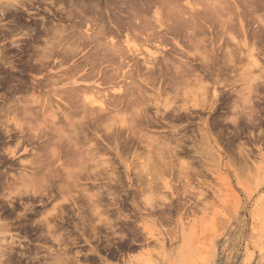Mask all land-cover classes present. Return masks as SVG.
I'll list each match as a JSON object with an SVG mask.
<instances>
[{
    "label": "rangeland",
    "instance_id": "obj_1",
    "mask_svg": "<svg viewBox=\"0 0 264 264\" xmlns=\"http://www.w3.org/2000/svg\"><path fill=\"white\" fill-rule=\"evenodd\" d=\"M142 1L167 43L125 2L0 0V264H264V0L211 1L192 39L169 12L206 3Z\"/></svg>",
    "mask_w": 264,
    "mask_h": 264
},
{
    "label": "bare ground",
    "instance_id": "obj_2",
    "mask_svg": "<svg viewBox=\"0 0 264 264\" xmlns=\"http://www.w3.org/2000/svg\"><path fill=\"white\" fill-rule=\"evenodd\" d=\"M83 1L85 2V0H83ZM114 1H115V0H114ZM116 1L119 2L120 0H119V1L116 0ZM122 1H123V0H122ZM122 1H120L119 4H122V3H123L122 5H124V2H125V3L127 4V6H128V7L125 6V8H126V7L128 8V10H129L128 12H130V15H131V17H132V18H131V17L129 16V18H131V19L128 21V19H129V18H128V19H126L127 22H126V20H125V21L123 20V22L128 23V25L130 24L129 26H132V28L135 27L134 30H136V32L134 31L135 33H133V35L135 34V35H138V36L140 37L141 35L144 36L143 34L146 33L144 38H143L142 36L140 37V38H141L140 40H142V38H143V39L145 40V42L148 41V42L151 43V44H152V42H157L158 44H161V43H163V42H166V39H165V37H164V33H161V34H160V31H159V30H158V31L156 30L157 27H162V26H164V24H165V25L167 24V23H164L165 21H164V19H163V16H162V14L159 12V11L162 10V9H161L162 7L160 8L161 10H159V11H156L155 9H153V10H155L154 12H152L153 14H149V16H148V15L146 16L147 11H146V13H145V11H143V10L145 9V10H148V11H149V7H148V4H147V3L144 4L143 1H142V2H137L138 0H124L123 2H122ZM140 1H141V0H140ZM169 1L172 2V0H169ZM185 1H186V0H185ZM187 1H188V0H187ZM192 1H193V0H192ZM192 1H191V2H192ZM196 1H197V2L199 1V4H200V5H202V4L204 5L205 3L207 4V5H204V6H203V9L205 8L204 12H203V9H200V11H199L200 13H199V12H198L199 9L197 10L198 7H197V8H196V7L194 8V9L197 10V14L199 13V16H198L196 13L193 14V13L195 12L194 9H192V10H194V12H193V11L190 12V13H192V14H188V15H187V13H188V11H189V9H190V8H187L189 5L187 6V5H185V3H184V5H185L184 8L182 7V6H184L183 4H182V6H180V4H178V5L176 6L177 2H175V1L173 0V4L175 3L174 5L176 6V8L174 9V12H173V10H172L173 14H172V12H171V13L169 12V14L172 15L171 17H169V20H168V17L166 16L167 19H165V20H166V21L168 20V21L171 22V19H172V22H171V23L169 22V23H170V26L168 25L167 28H165V30H166V29H172V30H170V31H171L170 33H171V34H172V33H175L173 30H176V32H177V30H178V31H181V33H182V30H183V32H185L186 29H187L188 27H191V28L194 27V29H189V31H190V32H191V30H192V31H197V30L195 29V27H197V29H198V26L200 27V23H201L203 20H205V19L208 18V19L205 20V21L207 22L208 20H211V22H212L213 18H216V16H214V17L212 16L213 14L211 15V13H212L211 10H212V9L209 8V7H210V4H212L211 1H213V0H210L211 3L208 2L207 0H206V2H204V0H196ZM196 1L194 0L193 2L196 3ZM202 1H203V2H202ZM223 1H224V0H222L221 2H223ZM225 1H226V0H225ZM225 1H224V2H225ZM234 1H235V0H234ZM240 1H241V0H240ZM242 1H243V0H242ZM242 1H241V3H243V5H244V1H243V2H242ZM255 1H256V0H255ZM121 2H122V3H121ZM145 2H146V1H145ZM148 2H149V0H148ZM155 2H156V1H155ZM157 2H159V1H157ZM163 2H165V1H163ZM181 2H182V1L179 0V3H181ZM201 2H202V3H201ZM213 2H214V1H213ZM221 2H220V3H221ZM224 2H223V3H224ZM100 3H101V2H100ZM107 3H108V2H107ZM160 3L162 4V2H160ZM188 3H190V0H189ZM194 3H192V4H194ZM220 3H219V4H220ZM232 3H233V2H232ZM238 3H239V2H238ZM247 3H249V2H247ZM253 3H254V2H253ZM258 3H259V1H258ZM80 4H82V2H81ZM126 4H125V5H126ZM168 4H169V3H168ZM215 4H216V3H215ZM215 4H214V6H211V7H215V8H217V7H216L217 4H216V6H215ZM225 4H226V3H225ZM228 4H229V3H228ZM233 4H234V3H233ZM245 4H246V3H245ZM85 5H86V4H85ZM106 5H107V4H106ZM112 5H113V4H112ZM153 5H154V4H153ZM162 5H163V4H162ZM162 5H161V6H162ZM166 5H167V4H166ZM170 5H171V4H170ZM194 5H195V4H194ZM208 5H209V7H208ZM237 5H239V4H237ZM249 5H250V4H249ZM262 5H263V4H262ZM82 6H83V5H82ZM100 6H102V5H100ZM115 6H118V9H119V5H115ZM158 6H159V5H158ZM158 6H157V7H158ZM175 6H174V7H175ZM179 6H180V7H179ZM190 6H191V4H190ZM205 6H206V7H205ZM218 6H219V5H218ZM222 6H223V4H222ZM222 6H221V7H222ZM226 6H227V5H226ZM229 6H230V5H229ZM245 6H246V5H245ZM259 6H260V5H259ZM109 7H112V6H109ZM109 7H108V8H109ZM120 7H121V6H120ZM153 7H154V6H153ZM167 7H168V6H166V9H167ZM181 7L183 8V10L181 9ZM191 7H192V6H191ZM193 7H194V6H193ZM199 7H200V6H199ZM207 7L209 8V10L207 9ZM221 7H220V8H221ZM231 7H232V6H231ZM231 7H230V8H231ZM240 7H241V6H240ZM240 7H239V8H240ZM243 7H244V6H243ZM248 7H249V6H248ZM112 8H113V7H112ZM121 8H122V7H121ZM121 8H120V9H121ZM123 8H124V6H123ZM147 8H148V9H147ZM150 8H151V7H150ZM155 8H156V7H155ZM185 8H187L186 10H188L187 13H186ZM201 8H202V6H201ZM222 8H223V7H222ZM258 8H259V7H258ZM82 9H83V8H82ZM101 9H102V7H101ZM109 9H110V8H109ZM109 9H108V10H109ZM115 9H117V8H115ZM156 9H157V8H156ZM158 9H159V8H158ZM163 9H164V7H163ZM206 9H207V10H206ZM210 9H211V10H210ZM218 9H219V7H218ZM225 9H226V8H225ZM231 9H232V8H231ZM235 9H236V8H235ZM260 9H261V8H260ZM110 10H114V8H113V9H110ZM122 10H123V9H122ZM141 10H142L145 14H144L143 12H141ZM184 10H185V11H184ZM190 10H191V9H190ZM201 10H202L203 13L201 12ZM223 10H224V9H223ZM223 10H222V11H223ZM257 10H258V9H257ZM125 11H127V10H124L123 12L126 13ZM164 11H165V10H164ZM183 11H184V13H186V15H187L186 17H185V15L182 13ZM206 11H207V12H206ZM208 11H210V14H208ZM215 11H216V10H215ZM231 11H232V10H231ZM231 11H230V12H231ZM108 12H109V11H108ZM140 12H141V13H140ZM232 12H234V11H232ZM96 13H97V12H96ZM98 13H99V12H98ZM100 13L102 14V12H100ZM110 13H111V12H110ZM110 13H109V14H110ZM167 13H168V12H167ZM215 13H217V12H215ZM234 13H235V12H234ZM101 14H100V15H101ZM109 14H108V15H109ZM113 14L115 15L116 13H113ZM117 14H118V12H117ZM117 14H116V15H117ZM141 14H143V18L140 17V16H142ZM223 14H224V13H223ZM232 14H233V13H232ZM246 14H247V13H246ZM95 15H96V14H95ZM100 15L98 14V16H100ZM110 15H111V14H110ZM118 15H119V14H118ZM118 15H117V16H118ZM125 15H126V14H125ZM132 15H133V16H132ZM183 15H184V16H183ZM195 15H196V16H195ZM206 15H207V16H206ZM208 15L212 16L213 18L211 19L210 17H208ZM217 15H218V13H217ZM219 15H220V14H219ZM88 16H90V15H88ZM96 16H97V15H96ZM112 16H113V15H112ZM197 16H198V17H197ZM81 17H82V16H81ZM81 17H80V18H81ZM100 17H101V16H100ZM105 17H106V15H105ZM113 17H114V19H115V16H113ZM120 17H121V16H120ZM120 17H119V18H120ZM137 17H138V18H137ZM166 17H165V18H166ZM206 17H207V18H206ZM219 17H221V15H220ZM228 17H229V16H228ZM255 17H257V16H255ZM92 18H93V17H92ZM116 18H118V17H116ZM119 18H118V19H119ZM124 18H127V17H123V19H124ZM229 18H230V17H229ZM229 18H228V19H229ZM235 18H236V17H235ZM83 19H84V18H83ZM93 19H94V18H93ZM100 19H101V18H100ZM118 19H117V20H118ZM221 19H222V18H221ZM225 19H226V18H225ZM225 19H222V22L218 21L220 24H221V23L223 24V23H225V22H226V23L228 22L227 25H225L224 27L228 26V24L230 25V24H231L230 22H232L231 19H230V20L227 19V21H226ZM256 19H257V18H256ZM262 19H263V18H262ZM90 20H91V19H90ZM135 20H136V22H135ZM218 20H219V19H218ZM232 20H233V19H232ZM244 20H245V19H244ZM88 21H89V18H88ZM93 21H94V20H93ZM168 21H167V22H168ZM216 21H217V18H216ZM77 22H78V21H77ZM83 22H84V21H83ZM100 22H101V21H100ZM105 22H106V21H105ZM115 22H116V21H115ZM120 22H121V20H120ZM80 23H81V22H80ZM112 23H114V22H112ZM208 23H210V22L208 21ZM213 23L215 24V22H213ZM226 23H225V24H226ZM82 24H83V23H82ZM95 24H96V23H95ZM99 24H100V23H99ZM99 24H98V25H99ZM205 24H206V23H205ZM210 24H212V23H210ZM210 24H209V25H210ZM222 24H221V25H222ZM232 24H233V23H232ZM232 24H231L229 27H231ZM234 24H236V23H234ZM237 24H238V23H237ZM243 24H244V22H243ZM71 25H72V27H73L74 24H71ZM90 25H91V24H90ZM100 25H102V27H103L104 23H103V24H100ZM108 25H109V24H106V27L104 26V27H105V29H103L104 31L106 30V28L108 27ZM119 25H120L121 28L124 26L123 24H122L123 26H121V24H119ZM119 25H118V26H119ZM212 25H213V24H212ZM212 25H210V26H212ZM218 25H219V24H218ZM223 25H224V24H223ZM78 26H79V25H78ZM116 26H117V25H116ZM118 26H117L116 28H118ZM129 26H128V27H129ZM95 27H96V26H95ZM98 27L100 28V26H98ZM110 27H111V25H110ZM120 27H119V29H120ZM165 27H166V26H165ZM186 27H187V28H186ZM208 27H209V26H208ZM217 27H218V26H217ZM219 27H221V26H219ZM229 27H228V28H229ZM245 27H246V26H245ZM263 27H264V26H263ZM92 28H93V27H92ZM130 28H131V27H129V29H130ZM162 28H163V27H162ZM184 28H185V29H184ZM201 28H204V23H203V26L200 27V29H201ZM206 28H207V27H206ZM221 28H222V27H221ZM46 29H48V28H46ZM73 29H75V28H73ZM78 29H79V28H78ZM90 29H91V28H90ZM94 29H95V28H94ZM107 29H109V28H107ZM112 29H113V28H112ZM125 29H126V28H125ZM148 29H149V31H151V32H148V31H147ZM226 29H227V28H226ZM67 30H68V29H67ZM76 30H77V29H76ZM103 30H101V29L99 30V33H101V36H102V35H103V36L106 35L108 32H109L108 34H110V32H111L112 34H114L113 32L117 33L116 31H118V30H116V29H113V30H115V31L112 32V30L109 29L108 32L106 31V33H104ZM110 30H111V31H110ZM122 30H123V28H122ZM122 30H120V31H122ZM127 30H128V29H127ZM132 30H133V29H132ZM160 30H161V29H160ZM201 30H202V29H201ZM215 30H216V29H215ZM262 30H263V29H262ZM71 31H72V29H71ZM100 31H103V32H100ZM167 31H168V30H166V32H167ZM202 31H203V30H202ZM218 31H219V30H218ZM220 31H221V29H220ZM68 32H69V30H68ZM68 32H66V33L68 34ZM72 32H73V31H72ZM75 32H77V31H75ZM75 32H73V33H75ZM128 32H129V30H128ZM187 32H188V31H186L185 36H186L187 38H188V37L191 38V34H193L194 32H192L190 35H189ZM197 32H198V31H197ZM197 32H196V33H197ZM70 33H71V32H70ZM78 33H79V32H78ZM96 33H98V32H96ZM99 33H98V34H99ZM119 33H120V32H119ZM126 33H127V32H126ZM130 33H131V30H130ZM224 33H225V32H224ZM224 33H223V34H224ZM87 34H88V33H87ZM91 34H92V33H91ZM108 34H107V35H108ZM177 34H179L178 36H180V32H179V33L177 32ZM183 34H184V33H183ZM226 34H227V33H226ZM70 35H72V34H70ZM74 35H75V34H74ZM74 35H73L72 37H74ZM76 35H77V33H76ZM89 35H90V34H89ZM89 35H88V36H89ZM92 35H93V34H92ZM116 35H117V34H116ZM116 35H115V36H116ZM119 35H120V34H119ZM175 35H176V34H175ZM187 35H189V36H187ZM193 35H196V34L194 33ZM193 35H192V38L194 37ZM197 35H198V34H197ZM88 36H87V37H88ZM109 36H110V35H109ZM109 36H108V37H109ZM117 36H118V35H117ZM67 37H68V36H67ZM77 37H79V36H77ZM82 37H83V36H82ZM82 37H81V38H82ZM92 37H93V36H92ZM92 37H91V38H92ZM99 37H100V35H99ZM133 37L138 38L137 36H133ZM149 37H150V38H149ZM181 37H182V34H181ZM183 37H184V35H183ZM186 37H185V38H186ZM205 37H206V36H205ZM59 38H60V37H59ZM97 38H98V37H97ZM97 38H95V39H97ZM104 38H105V37H104ZM104 38L102 37V39H104ZM123 38H124V37H123ZM128 38H131V36H128V35L126 34V38L124 39L125 42H123V43H126V41H127V43H128V41H130V40H128ZM192 38H191V39H192ZM65 39H67V38H65ZM85 39H86V38H85ZM87 39H88V38H87ZM110 39H111V40H109V44H108V43H107V44H108L111 48H109V46H107V47H108V50H109V49H110V50H109V51L106 50L107 53H108V55H107V53H106L105 51H104V53L102 52V54H104L105 56H108L109 58H112L111 55H114L115 57H119V58L122 57V55H121V54H122V51H121V50L123 49V48H122V47H123V43H122V42L119 43V42H120L119 39L117 40L116 38H115L114 40H112L113 38L110 37ZM132 39H133V38H132ZM191 39H189V41L192 42ZM195 39H196V36H195ZM197 39H199V38H197ZM197 39H196L195 41H197ZM208 39H209V38H208ZM215 39H216V38H215ZM233 39H234V37H233ZM48 40H49V39H48ZM71 40H72V38L69 40V42H70ZM73 40L75 41V38H74ZM73 40H72V42H73ZM81 40H82V39H81ZM92 40H94V39H92ZM92 40H91V41H92ZM99 40H100V39H98V41H99ZM104 40H105V39H104ZM187 40H188V39H187ZM199 40H201V39H199ZM199 40H198V41H199ZM203 40H204V39H203ZM203 40H202V43H203ZM205 40H206V39H205ZM62 41H63V40H62ZM67 41H68V40H67ZM67 41H66V42H67ZM78 41H79V38H78ZM82 41H84V40H82ZM88 41H90V40L88 39ZM168 41H169V40H168ZM178 41H179V40H178ZM195 41H193V43H194ZM44 42H45V41H44ZM95 42H96V41H95ZM95 42H94V43H95ZM105 42H106V41H105ZM107 42H108V40H107ZM145 42H143V44H144ZM80 43H81V42H80ZM80 43H79V44H80ZM89 43H90V42H89ZM99 43H100V42H99ZM99 43H98V45H99ZM118 43H119V44H118ZM127 43H126V45H127ZM166 43H167V42H166ZM198 43H199V42H198ZM204 43H205V42H204ZM77 44H78V42H77ZM77 44H76V47H77ZM81 44H82V43H81ZM87 44H88V42H87ZM101 44H103V42H102ZM128 44H129V43H128ZM153 44H154V43H153ZM158 44H156V45H158ZM168 44H169V42H168ZM184 44H185V43H184ZM187 44H188V43H187ZM235 44H236V43H235ZM82 45H83V44H82ZM103 45H104V44H103ZM120 45H121L122 47H121ZM147 45H148V44H147ZM172 45H173V44H172ZM191 45H193V44H191ZM194 45H195V44H194ZM83 46H84V45H83ZM83 46H82V47H83ZM85 46H86V45H85ZM92 46H93V45H92ZM100 46H101V45H100ZM105 46H106V44H105ZM145 46H146V45H145ZM151 46H152V45H151ZM186 46H187V45H186ZM189 46H190V44H189ZM196 46H197V44H196ZM71 47H72V46H71ZM95 47H96V46H95ZM98 47H99V46H98ZM77 48H78V47H77ZM96 48H97V47H96ZM104 48H105V47H104ZM121 48H122V49H121ZM124 48H125V47H124ZM126 48H127V47H126ZM193 48H194V46H193ZM79 49H80V48H79ZM111 49H112V50H111ZM97 50H98V49H97ZM131 50H132V49H131ZM162 50H163V49H162ZM176 50H177V48H176ZM189 50H191V49H189ZM72 51H73V50H72ZM137 51H138V49H137ZM158 51H159V50H158ZM98 52H99V51H98ZM132 52H133V51H132ZM162 52H163V51H162ZM169 52H170V51H169ZM176 52H177V51H176ZM70 53H71V48H70ZM119 53H120V54H119ZM136 53H137V52H136ZM149 53H150L151 55L153 54V53H151V52H149ZM156 53H157V52H156ZM159 53H160V52H159ZM167 53H168V52H167ZM96 54H97V52H96ZM96 54H95V55H96ZM128 54H130V53H128ZM139 54H140V53H139ZM146 54H148V53H146ZM177 54H179V53H177ZM181 54H182V53H181ZM64 55H65V54H64ZM68 55H69V54H68ZM82 55H83V54H82ZM93 55H94V54H93ZM117 55H118V56H117ZM132 55H133V54H132ZM165 55H166V56H169V55H167V54H165ZM165 55H164V56H165ZM90 56H91V55H90ZM123 56H124V55H123ZM156 56H157V55H156ZM182 56H184V55H182ZM91 57H92V56H91ZM93 57H94V56H93ZM101 57L103 58L102 55H101ZM101 57H99V58H101ZM124 57H126V54H125ZM128 57H130V56H128ZM148 57H149V56H148ZM152 57H154V56L152 55ZM174 57H175V56H174ZM145 58H146V57H145ZM150 58H151V57H149L148 59H150ZM154 58H156V57H154ZM154 58H151V59L154 60ZM160 58H161V56H160ZM164 58H166V57H164ZM167 58H168V57H167ZM167 58H166V59H167ZM175 58H176V57H175ZM86 59H88V58H86ZM121 59H122V58H121ZM123 59H124V58H123ZM136 59H137V58H136ZM148 59H147V60H148ZM171 59H172V58H171ZM93 60H94V59H93ZM138 60H139V59H138ZM145 60H146V59H145ZM167 60H168V59H167ZM169 60H170V59H169ZM80 61H81V63H82V61H83V63H84V60H80ZM89 61H90V59H89ZM105 61H106V59H105ZM109 61H110V60H109ZM160 61H162V60L160 59ZM165 61H166V60H165ZM121 62H122V61H121ZM144 62H145V61H144ZM83 63H82V64H83ZM96 63H97V62H96ZM98 63H99V62H98ZM123 63H124V62H123ZM123 63H122V64H123ZM139 63H140V62H139ZM258 63H259V62H258ZM100 64H101V63H100ZM111 64H112V63H111ZM117 64L119 65L120 63H116V65H117ZM134 64H135V63H134ZM89 65H90V64H89ZM89 65H88V66H89ZM157 65H158V64H157ZM102 67H103V66H102ZM104 67H105V66H104ZM118 67H119V66H118ZM118 67H117V68H118ZM120 67H121V65H120ZM191 67H192V66H191ZM131 68H132V67H131ZM139 68H140V67H139ZM171 68H172V67H171ZM93 69H94V68H93ZM93 69H92V70H93ZM150 69H151V68H150ZM169 69H170V68H169ZM169 69H168V70H169ZM188 69H189V68H188ZM116 70H117V69H116ZM170 70H171V69H170ZM190 70H191V69H190ZM141 71H142V70H141ZM178 71H180V70H178ZM178 71L176 70V74H177ZM107 72H108V71H107ZM107 72H106V74H107ZM130 72H131V70H130ZM144 72H145V71H144ZM108 73H109V72H108ZM115 73H116V72H115ZM115 73H111V74H113L112 76H114ZM174 73H175V72H174ZM102 74H103V73H102ZM131 74H132V73H131ZM146 74H147V73H146ZM85 75H86V74H85ZM103 75H104V74H103ZM132 75H133V74H132ZM132 75H130V76H132ZM163 75H164V74H163ZM81 76H82V75H81ZM89 76H90V75H89ZM94 76H95V75H94ZM122 76H123V75H122ZM167 76H168V75H167ZM174 76H175V75H174ZM84 77H85V76H84ZM84 77H83V78H84ZM91 77H92V76H91ZM115 77H116V76H115ZM146 77H149V75L146 76ZM164 77H165V76H164ZM168 77H169V76H168ZM89 78H90V77H89ZM99 78H100V76H99ZM156 78H157V77H156ZM171 78H172V75H171ZM105 79H106V78H105ZM151 79H152V78H151ZM143 80H144V79H143ZM152 80H153V79H152ZM156 80H157V79H156ZM163 80H164V79H163ZM173 80H174V79H173ZM112 81H113V80H112ZM132 81H133V80H132ZM134 81H135V80H134ZM144 81H145V80H144ZM168 81H170V80H168ZM174 81H175V80H174ZM121 82H122V81H121ZM139 82H140V81H139ZM145 82H148V80L146 79ZM163 82H164V81H163ZM101 83H102V81H101ZM131 83H133V82H131ZM131 83H130V84H131ZM151 83H152V82H151ZM164 83H165V82H164ZM171 83H172V82H171ZM124 84H125V83H124ZM133 84H134V83H133ZM140 84H141V83H140ZM140 84H139V85H140ZM148 84H149V83H148ZM167 84H168V83H167ZM172 84H173V83H172ZM131 85H132V84H131ZM141 85H142V84H141ZM141 85H140V86H141ZM143 85H144V84H143ZM169 85H170V84H169ZM205 85H206V84H205ZM132 86H133V85H132ZM140 86H137V89H139ZM171 86H172V85H171ZM75 87H77V86H75ZM79 87H80V86H79ZM141 87H144V86H141ZM158 87H159V86H158ZM80 88H81V87H80ZM85 88H86V86H85ZM131 88H133V87H131ZM135 88H136V87H135ZM155 88H156V87H155ZM168 88H169V87H168ZM76 89H77V88H76ZM126 89H127V88H126ZM140 89H141V88H140ZM140 89H139V90H140ZM159 89H160V87H159ZM164 89H165V88H164ZM124 90H125V89H124ZM162 90H163V89H162ZM185 90H186V89H185ZM72 91H73V90H72ZM75 91H76V90H75ZM78 92H79V91H78ZM123 92H124V91H123ZM132 92H133V91H132ZM144 92H145V91H144ZM160 92H161V91H160ZM163 92H164V91H163ZM127 93H128V92H127ZM140 93H141V92H140ZM142 93H143V92H142ZM74 94H75V93H74ZM74 94H73V95H74ZM136 94H137V93H136ZM138 94H139V93H138ZM185 94H186V93H185ZM122 95H123V94H122ZM122 95H121V96H122ZM126 95H127V94H126ZM129 95H131V94H129ZM141 95H142V94H141ZM76 96H77V94H76ZM144 96H145V95H144ZM70 97H71V95H70ZM74 97H75V96H74ZM135 97H136V96H135ZM153 98H156V96L152 97V99H153ZM74 99H75V98H74ZM76 99H78V98H76ZM104 99H105V98H104ZM125 99H126V98H125ZM143 99H146V98H143ZM148 99H149V98H148ZM157 99H158V98H157ZM157 99H156V100H157ZM64 100H65V99H64ZM70 100H71V99H70ZM78 100H80V99H78ZM82 100H83V99H82ZM111 100H112V99H111ZM113 100H114V99H113ZM118 100H119V99H118ZM123 100H124V99H123ZM126 100H127V99H126ZM126 100H125V101H126ZM133 100H134V98H133ZM133 100H132V101H133ZM136 100H139V99H136V98H135V101H136ZM140 100H141V99H140ZM150 100H151V99H150ZM150 100H149V101H150ZM66 101L69 102V100H66ZM129 101H130V100H127L128 103H129ZM143 101H144V100H143ZM146 101H147V100H146ZM149 101H148V102H149ZM49 102H50V101H49ZM70 102L72 103V101H70ZM74 102H75V101H74ZM74 102H73V103H74ZM76 102H77V101H76ZM76 102H75V103H76ZM79 102H80V101H79ZM82 102H83V101H82ZM84 102H85V101H84ZM89 103H90V102H89ZM109 103H110V102H109ZM113 103H114V102H113ZM122 103H124V102H122ZM133 103H134V102H133ZM55 104H56V103H55ZM114 104H115V103H114ZM117 104H118V102H117ZM130 104H132V103H130ZM155 104H156V103H155ZM155 104H154V105H155ZM70 105H71V104H70ZM72 105H73V104H72ZM81 105H83V104L81 103ZM81 105H80V106H81ZM125 105H126V104H125ZM125 105H124V106H125ZM142 105H143V104H142ZM145 105H146V104H145ZM78 106H79V105H78ZM130 106H131V105H130ZM148 106H149V105H148ZM157 106H158V105H157ZM72 107H74V106H72ZM112 107H113V106H112ZM116 107H117V106H116ZM122 107H123V105H122ZM44 108H45V107H44ZM119 108H120V106H119ZM119 108H118V110H119ZM73 109H74V108H73ZM75 109H76V108H75ZM77 109H79V108H77ZM120 109H121V108H120ZM142 109H143V106H142ZM70 110H71V109H70ZM86 110H87V109H86ZM98 110H99V109H98ZM111 110H112V109H111ZM111 110H110V112H111ZM121 110H122V109H121ZM121 110H119V111H121ZM102 111H103V110H102ZM108 111H109V110H108ZM108 111H107V112H108ZM119 111H118V112H119ZM118 112H117V113H118ZM143 112H144V111H143ZM55 113H56V112H55ZM100 113H101V112H100ZM57 114H58V113H57ZM86 114H87V113H86ZM143 114H144V113H143ZM64 115H66V114L64 113ZM67 115H69V114H67ZM53 116H54V115H53ZM78 116H79V115H78ZM100 116H101V115H100ZM140 116H142V115H140ZM55 117H56V116H55ZM80 117H82V115H81ZM80 117H79V118H80ZM93 117H94V116H93ZM93 117H91V118H93ZM104 117H105V116H104ZM111 117H112V116H111ZM70 118H71V117H70ZM85 118H86V117H85ZM85 118H84V119H85ZM91 118H90V119H91ZM98 118H99V117H98ZM98 118H97V119H98ZM100 118H102V117H100ZM100 118H99V120H100ZM55 119H56V118H55ZM55 119H54V120H55ZM72 119H73V118H72ZM102 119H103V118H102ZM102 119H101V120H102ZM140 119H141V118H140ZM140 119H139V120H140ZM54 120H52V121H54ZM65 120H66V119H65ZM91 120H95V119H91ZM105 120H106V118H105ZM66 121H68V120H66ZM96 121H97V120H96ZM96 121H94V122H96ZM103 121H104V120H103ZM140 121H141V120H140ZM142 121H144V120L142 119ZM79 122H80V121H79ZM94 122H92V123L94 124ZM56 123H57V122H56ZM59 123H60V122H59ZM85 124H86V123H85ZM155 124H156V123H155ZM82 125H83V124H82ZM98 125H100V124H98ZM98 125H97V126H98ZM85 134H86V133H85ZM84 138H85V137H84ZM49 158H50V157H49ZM60 160H61V159H60ZM52 226H53V225H52ZM53 228H54V226H53Z\"/></svg>",
    "mask_w": 264,
    "mask_h": 264
}]
</instances>
